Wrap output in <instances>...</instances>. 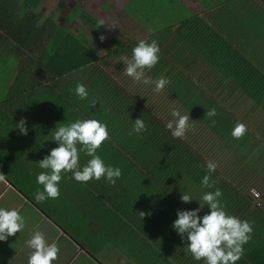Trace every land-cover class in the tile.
<instances>
[{
	"label": "trees",
	"instance_id": "obj_1",
	"mask_svg": "<svg viewBox=\"0 0 264 264\" xmlns=\"http://www.w3.org/2000/svg\"><path fill=\"white\" fill-rule=\"evenodd\" d=\"M43 1L0 0V49H10L14 66L22 67L11 94L17 98L25 85L34 91L42 83L37 79L44 78L43 82L63 83L71 91L77 82L84 83L89 95L84 100L70 96L69 103H60L47 93L45 98L32 92L21 108L29 128L27 135L12 129L15 141L26 148L20 150V156L28 159V167L32 168L29 171L34 175L44 171L37 167V161L56 146L51 140L55 125L76 118L105 122L109 138L97 152L105 163L121 168V177L115 184L103 177L79 183L71 178V172L62 173L60 191L78 206L79 212L88 213L89 221H96L106 231L112 250L116 248L120 255L139 264H173L175 250L166 240L170 233L153 232L150 222L156 223L158 214L167 217L182 204L197 206L195 200L182 203L181 190L195 199L213 190L200 184L207 161L219 163L210 174L216 181L213 187L221 190V199L225 196L230 201L236 199L231 198V187L226 182L232 177V168L243 160L264 158V138L255 133L264 125V9L255 18L260 24L252 17L253 12L259 14L258 10L235 1L217 8L205 22L198 16L182 21L168 37L173 46L163 44L172 59L160 57L146 72L153 79L160 75L169 79L161 91L163 101L147 104L144 91L128 94L122 83L127 86L132 80L111 71L106 63L110 56L100 58L86 41L70 32L68 26L75 19L100 30L90 14L76 5L68 12L64 27L55 23V13L41 23L42 15L34 10ZM170 3L175 4V0ZM257 4L260 8L264 0H257ZM64 6L60 0L56 11ZM26 51L37 53V58L25 55ZM133 89L140 86L132 82ZM172 107L182 114L189 113L191 127L183 138H173L165 128L172 119ZM210 108L216 110L214 117L206 114ZM137 117L145 121L147 130L129 135ZM236 122L247 129L239 139L231 136ZM88 158L80 153L81 164ZM154 236L158 239L152 242Z\"/></svg>",
	"mask_w": 264,
	"mask_h": 264
},
{
	"label": "crops",
	"instance_id": "obj_2",
	"mask_svg": "<svg viewBox=\"0 0 264 264\" xmlns=\"http://www.w3.org/2000/svg\"><path fill=\"white\" fill-rule=\"evenodd\" d=\"M132 1L133 0H128V2L125 3L123 11H125L126 7L132 3ZM183 1H186L189 6L183 4L181 0H175V4L178 8L181 7L188 10L186 13L188 14L191 12L190 7L196 5L200 11L208 12L207 19L212 16V13L217 8L220 6L223 8V5H227L226 2L230 1H235V4L238 5L243 4L244 7L249 8L250 10H258V8L254 6V4L257 3V0H228L224 3H216V6L214 7H210L209 5L205 6L201 0ZM260 14L261 13L254 14L253 12V19L255 20L257 15ZM126 15L128 18L124 17L125 20L128 21L130 25L133 21L134 27L130 25L127 26L126 24H124L123 27L126 29L128 28L129 30L142 28L145 32L150 33V37L147 36L148 38L143 37L142 39H155L160 47V57L167 60L172 59V56L165 52V46H163V44L168 42L170 46H173L171 44L172 41H169L168 39L170 32H174L176 27L182 21L195 17L193 15L187 18L183 14L182 17L180 16V20L174 19V22H172L169 27L156 26L152 31V29L147 30L142 25L140 26L137 24L136 20H134L128 13H126ZM66 19L67 18L60 23L55 20V23L59 27H64ZM255 21L258 22L257 20ZM257 24L260 23L258 22ZM99 25L100 30H94L97 33H101L104 30V26L100 23ZM68 27L70 32L76 35L74 31V23ZM166 30L167 35L165 34ZM76 36L81 38L78 35ZM139 39L140 38L134 39L131 42H125L119 38V36L112 35L108 39V46H104V42L100 43V41H97L99 45L95 42L91 43L87 41V45L91 47L100 58L110 56L106 63L111 71L114 70L113 73L124 75V64L120 59L122 56H131V48ZM126 44L127 46L123 48ZM129 46L131 47L129 48ZM4 48L5 47L0 50H3ZM100 51H105L106 54L101 55ZM25 55L31 56L32 54L26 51ZM37 55L38 54L35 53V55L33 54L32 56H36L37 58ZM24 60L25 58L23 57L22 62ZM21 68L22 67L19 65L17 67L14 66L15 71L13 69L12 75L10 76L11 79L8 82V87H6L7 98L3 102H0V116L6 115L10 117L0 118V206L17 208L25 217V228L18 233L16 237L12 236L5 241H0V264H27V255L30 250L26 247L24 242L33 230L42 231L48 241L51 242L52 240H55L58 243L60 253L54 264H120L121 257L127 259V264H139L136 260L128 259L124 254L120 255L116 252V248L115 250H112L110 245L107 244L110 238L106 231L102 229L96 221L92 219L89 221L87 217L88 213L79 212L78 206L73 204L70 198L64 196L61 191L60 196L56 199H47L43 202H36L33 199L35 191L37 189L42 190V186L36 183V172L33 175V173L29 171L32 170V168L28 167V159H25L24 157L21 158L20 155L22 154L20 153L22 152H20V150L26 148L23 144H19L15 141V135L13 134L12 129L15 130L16 128H13L15 126L14 124L22 116L24 117L21 108L25 107V103L28 101V97L32 95V92L42 94L45 98L48 94L50 99L53 98L55 101L59 99L60 103H69V101H67L68 98L70 96H75V94L70 89H67L63 83L58 82L50 85L48 82H43L44 78H39L37 80L42 83L40 85L37 84L36 87L34 86V91L30 92V86L25 85L22 91L23 93L17 98H13V94L11 93L14 88L15 77L18 75ZM263 68L264 67H262V70ZM46 87L51 88L47 90ZM158 126L161 128L163 127L162 123H159ZM16 131L19 132L18 129H16ZM256 131L257 132L255 133L257 135L261 134L264 138V125L263 128ZM255 158L256 157L251 161L248 159L241 161L237 168H232V177H227L228 179L226 182L231 187V198L236 196V199L229 201L225 196L222 198L223 203L226 204L224 207L228 213L236 215L241 219H245L252 225L251 239L243 245V253L236 264H264V158L262 161ZM224 163L227 162H223V164ZM218 166L219 163L217 167ZM251 189H256L261 194L258 204H256L257 201H255L249 193ZM227 200L229 201V204H227ZM192 207L193 206H183L182 204L180 207L178 206L175 208L173 213L170 214L171 216L168 215L164 218L163 215L158 214L156 217L157 222H150L153 232L155 230L159 232L160 230L163 233L167 231L170 233L167 235L166 240L168 241V244L172 245L171 248L175 250V253L172 255L174 256L172 258L173 264H202V262L194 261L190 254L185 255L184 245L182 244L179 235H177L171 227V222L176 218L175 212L178 208ZM204 210H207L206 206ZM167 228H170L171 231ZM151 239L153 242L158 238H155L154 236ZM164 242L166 241L164 240ZM167 250L170 251L169 247ZM115 254L118 255L114 256Z\"/></svg>",
	"mask_w": 264,
	"mask_h": 264
},
{
	"label": "clouds",
	"instance_id": "obj_3",
	"mask_svg": "<svg viewBox=\"0 0 264 264\" xmlns=\"http://www.w3.org/2000/svg\"><path fill=\"white\" fill-rule=\"evenodd\" d=\"M99 23L103 24V21ZM100 39L103 40L104 37L101 36ZM159 59L158 42L155 39H139L131 48V56H122L120 61L124 64V75L131 78L132 82L151 85L152 91L159 93L169 84V79L163 75L153 79L146 74ZM73 91L80 100L89 95L87 86L81 82L75 84ZM92 103L95 104V101ZM206 114L214 117L216 110L210 108ZM170 115L172 119L166 122L165 128L170 130L173 138L184 137L191 127L189 113L182 114L178 108L172 107ZM14 125L13 128L18 129L21 135H27L29 128L26 117L22 116ZM54 128L51 140L56 142V146L37 161V167L44 171L35 174L36 183L42 186V190L37 189L34 193L33 199L36 202L60 196L62 173L71 172V178L79 183L100 180L103 177L107 183L115 184L121 177V168L105 163L97 152L109 138V129L105 122L97 118H76L55 125ZM146 130L145 121L137 117L133 119L129 135L140 134ZM246 131L245 124L236 122L231 136L239 139ZM80 153L89 157L83 164L80 163ZM204 167L206 172L201 178V187L213 190L202 192L199 199L181 190L179 200L184 204L195 200L197 206L178 208L171 227L179 235L185 255L190 254L194 261L202 264H236L243 253V245L251 239L252 225L226 211L221 190L213 187L216 181L210 176L217 167L216 162L207 161ZM140 215L143 217L145 213L141 211ZM24 228L25 217L17 208L0 206V241L16 237ZM24 243L30 250L27 264H54L60 253L58 243L55 240L48 241L40 230H33ZM120 264H127V259L121 257Z\"/></svg>",
	"mask_w": 264,
	"mask_h": 264
},
{
	"label": "rangeland",
	"instance_id": "obj_4",
	"mask_svg": "<svg viewBox=\"0 0 264 264\" xmlns=\"http://www.w3.org/2000/svg\"><path fill=\"white\" fill-rule=\"evenodd\" d=\"M63 1L65 2V6L63 7V9L57 12L56 8L60 0H44L42 6L39 9L34 10L35 12L40 13L42 15L41 23L46 20L52 13H55V20H57V22H63L65 18H67V14L71 10V8L77 5L80 7L81 10L93 16V18H95L98 22L103 21L102 25L104 26V30L101 33H97L94 31V29H91L87 24L85 25L80 19H75L74 31L76 35L80 36L81 39L86 42H95L98 45L99 43L97 41H100V43L104 42V46L109 45L108 39L112 35L119 36V38H121L125 42H131L137 38L142 39L143 37H150V33L145 32L142 28H134L132 30L124 28V24H126L127 26L130 25V23L124 18H128L126 13L132 16V18L136 20L137 24H139L140 26L142 25L147 30L152 29L153 31L154 27L156 26L169 27L171 23L174 22V19L180 20V16L182 17L183 14L185 15L188 12V10L184 8H178L176 4L172 5L170 3V0H133L132 3H130L126 7L125 11H123V6L125 5V3L128 2V0ZM226 1L228 0H201V2L205 6L209 5L210 7L216 6V3L219 4V2L224 3ZM181 2H183V4L185 5H188L186 1L184 2L183 0H181ZM226 4H228V2H226ZM257 5V3L254 4V6L258 8V12L262 13L261 11H263L264 8L261 9V7L264 5L261 4L262 6L260 8ZM190 8L191 12L185 15L187 18L194 15L198 16V18L202 19L204 22L207 21L208 12L200 11L196 5ZM130 26L134 27L133 21ZM0 35H3L1 31ZM102 35L104 36L103 40L100 39ZM130 47L131 46H129V48ZM9 50L10 49H8L7 51L0 50V102H3L7 98L6 87H8V82L11 79L10 76L12 75L14 69L12 51L9 52ZM100 54L105 55L106 53L105 51H100ZM136 84L140 86V89L130 90L132 88V81L129 82L127 86L122 83L125 89L129 90L128 94L133 95L131 91L134 90L144 91V96H142L146 100L147 104L151 102H153L154 104H158L163 101V97L161 96L162 90L159 93H155L152 91V87H148V85H144L139 82H136ZM163 92L164 91H162V93ZM262 102L264 104V95L262 97ZM187 134L188 132H186L185 136H187Z\"/></svg>",
	"mask_w": 264,
	"mask_h": 264
},
{
	"label": "built area",
	"instance_id": "obj_5",
	"mask_svg": "<svg viewBox=\"0 0 264 264\" xmlns=\"http://www.w3.org/2000/svg\"><path fill=\"white\" fill-rule=\"evenodd\" d=\"M250 194L255 199V201H257L256 204H258V202L261 198L260 192H258L256 189H251Z\"/></svg>",
	"mask_w": 264,
	"mask_h": 264
}]
</instances>
